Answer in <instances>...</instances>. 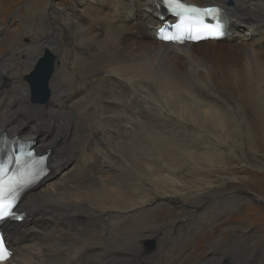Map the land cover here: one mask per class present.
<instances>
[{
    "label": "bare ground",
    "instance_id": "bare-ground-1",
    "mask_svg": "<svg viewBox=\"0 0 264 264\" xmlns=\"http://www.w3.org/2000/svg\"><path fill=\"white\" fill-rule=\"evenodd\" d=\"M17 1L0 0V136L49 150L50 173L20 202L24 218L3 226L5 264H264V229L247 209L264 200V134L190 58L205 65L211 45L264 34V0H182L221 7L232 31L182 46L160 39L177 21L162 0H116L117 18L87 13V31L58 0ZM138 37L159 45L124 48ZM45 52L48 97L34 101L29 76ZM247 70L229 76L252 105L264 101V61Z\"/></svg>",
    "mask_w": 264,
    "mask_h": 264
},
{
    "label": "rangeland",
    "instance_id": "rangeland-1",
    "mask_svg": "<svg viewBox=\"0 0 264 264\" xmlns=\"http://www.w3.org/2000/svg\"><path fill=\"white\" fill-rule=\"evenodd\" d=\"M21 1L22 0H18L16 2V4L20 5ZM58 1L60 3V7H65L71 13V15L74 16L73 18L79 22L80 26L83 27L84 31L85 30L87 31V13H90V12L98 13V12L101 11L98 14H106V15H109L111 17L113 16V17H115V19L118 16L117 6L116 7L114 6L116 4V0H108V4L105 5L107 7L103 8V9L100 8V5L103 4V0H58ZM156 4L158 5V2ZM161 9H163L162 6H161ZM6 15H7V17H5ZM1 18L6 24H10L12 22V20H13L11 12H3L2 15H1ZM245 30H246V28H245ZM262 35H264V34L256 35L255 38L252 40V42H248L247 45H244L245 48H241L242 45L237 46L238 44H241V43H236V41H239V39L237 38V35L232 37L229 40L227 39V40L223 41V44L225 45V47H230V46H233V47H230V48L223 47L224 49L222 51H218L217 48L220 47L219 45H217V44L216 45H211V46H215L214 50H215L216 54L213 55V53H212L211 54L212 56L209 57V56H206L204 54L202 55L201 52L198 53V56L205 60V62H206V63H204L205 65H203V63L198 61L196 58H195V60H194L193 57H190V58H191V60L193 59L192 62L195 63L194 64L195 74L197 75L198 72H199L198 75H200L201 78L203 76L202 75L203 73L207 74V71H208L207 69H209V68H211L213 70V72H215L214 80H212L213 83L216 82L215 83L216 87L214 88V90L215 91H225L226 93H228L229 96L231 95L230 97H228V98H231L230 102L232 103L233 101H235V105L240 106L241 108H243V110L245 111V114H247V116H249L251 118L250 120H252V126L255 129V131H257V132L261 131L264 134V101L260 102L258 100L256 102V104H252V105H248V103H243L242 99H243L245 93H243L241 91L240 92L237 91L238 88H236V86L238 87L239 84L236 81L232 82L231 79H230V76H229V72L230 73L232 72L231 75L238 76V74L241 73L242 70H247V69L248 70L246 71V73L248 71H250V72H248V74H250L251 72H253L257 60H259V61L263 60L264 61V36H262ZM258 37H260V38H258ZM152 39H153L152 37H146V38L138 37V38L135 39V42H138V43L135 44L134 41L131 38H129L127 40H124L122 44H123L124 48L126 46L125 49H129L128 46L132 45L131 47H133V49L135 51H138V52H142L143 50H144L143 52H145V51H149L150 49L153 51V50H155V45L156 44L159 45V44L156 42V40H154V39L152 40ZM259 39H261V40H259ZM253 48H255L256 50H258L260 52L258 54V59L257 60H255L256 57L253 54V52L251 51V49H253ZM245 50H249L250 51V55H251V52H252V55L251 56L249 55L250 56L249 58L246 55H243ZM217 52L218 53L220 52V53L218 54ZM44 54L41 56V58L44 56ZM53 57H54V55H53ZM53 62H54V59H53ZM37 63H36V65H37ZM183 63H184V61L175 62L176 66L180 70L187 71L188 69H186L187 67H185L187 65L183 66ZM252 64L254 65V67H253ZM36 65H35V67H36ZM239 68H241V69H239ZM30 74H31V72H30ZM29 84H30V82H29ZM232 84L234 86H232ZM153 88H155V87H153ZM30 89H31V84H30ZM262 90L264 91V83L261 86V91ZM31 98H32V94H31ZM254 109H256L258 112H255ZM257 113H261V115L259 117H256L255 115ZM246 128H247V125L243 124L242 129L245 130ZM33 147L35 148V146H33ZM263 152H264V149H263ZM254 157L258 158V159H263V154L254 153ZM53 177L54 176H52L47 181H45L44 184L42 185V187L47 186V184L53 179ZM60 182H64V178H61ZM226 183L229 184L228 182H226ZM239 192L241 193L239 196L242 197V196H245V194H247L246 192H248V191L241 189L240 191H238L236 193H239ZM229 193H231V192H229ZM229 193L224 194L222 197H226L227 195H229ZM253 202H254L253 204H255V205L259 204L261 206V209L260 208H256L254 206H248L249 207V208L247 207L248 212L252 213V215H251L252 219L258 220L257 223H256V226L260 227L261 229H264V200L259 202L258 200L255 199ZM208 204H209V202L205 203L204 204L205 207L208 206ZM204 205H202L203 208H205ZM26 219L27 218H25L23 221H25ZM194 219H196V216L190 217V218H188L185 221H186V223L187 222H192V221H194ZM28 224H30V223L28 222ZM247 224H249V221L247 222ZM21 225H23V223ZM154 244L155 243L153 241H147L146 246L149 249H152L154 247Z\"/></svg>",
    "mask_w": 264,
    "mask_h": 264
},
{
    "label": "snow or ice",
    "instance_id": "snow-or-ice-1",
    "mask_svg": "<svg viewBox=\"0 0 264 264\" xmlns=\"http://www.w3.org/2000/svg\"><path fill=\"white\" fill-rule=\"evenodd\" d=\"M168 9L179 18L172 34H164L160 39L168 42L184 44L186 40H198L205 34L213 38L223 35V25L220 20L219 9L215 7L200 8L187 5L180 0H165ZM206 18L215 23H207ZM34 154L21 153L18 156L0 160V223L7 220H21L16 207L23 190L36 182L40 174ZM13 253L7 246L5 236L0 232V264L11 259Z\"/></svg>",
    "mask_w": 264,
    "mask_h": 264
},
{
    "label": "water",
    "instance_id": "water-1",
    "mask_svg": "<svg viewBox=\"0 0 264 264\" xmlns=\"http://www.w3.org/2000/svg\"><path fill=\"white\" fill-rule=\"evenodd\" d=\"M53 68V55L46 52L29 76L34 101H45L48 97V77Z\"/></svg>",
    "mask_w": 264,
    "mask_h": 264
}]
</instances>
